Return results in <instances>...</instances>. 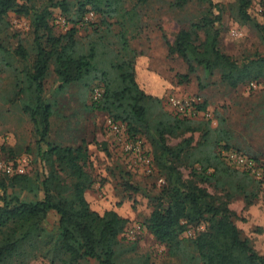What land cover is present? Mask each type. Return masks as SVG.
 <instances>
[{
	"label": "rangeland",
	"instance_id": "374dc122",
	"mask_svg": "<svg viewBox=\"0 0 264 264\" xmlns=\"http://www.w3.org/2000/svg\"><path fill=\"white\" fill-rule=\"evenodd\" d=\"M178 1L148 0L140 4L138 0H125L114 17L105 18L106 23L92 13L85 16L75 40L79 53L87 54L94 49V70L81 81L61 87L54 66L50 65L42 93L43 100L51 106L46 143L62 148L86 147L85 170L93 178V185L85 193L90 210L100 215L114 211L128 220L116 248L117 264H201L191 240L204 230L203 224L189 226L180 237L179 250H171L153 238L147 230V220L166 185L153 156L159 139L157 130L173 124L175 116L187 118L177 114L168 100L204 105V110H196L198 115L192 119L195 121L190 131L182 128L173 135L165 134V144L176 151L184 149L177 167L185 180L191 178L192 169L199 170L198 163L205 158L215 165L218 152L224 147L255 162L259 176L251 173L248 176L238 169L234 170L238 176L216 174L211 184L201 186L212 194L234 193L229 208L235 213L233 222L240 237L264 257V82L232 89L220 80L218 72L207 74L197 65L195 72L188 75V67L180 58L168 56V44L173 43L180 29L198 21L208 8L196 0L178 7ZM212 1L222 6L221 20L214 25L219 31L220 51L238 63L263 56L264 43L258 31L238 19V0ZM249 1L253 13L259 16L264 13V0ZM52 12L50 25L55 26L52 35L63 36L70 25L58 10ZM59 20L66 25L58 24ZM45 41L43 36L44 47ZM35 48L30 17L9 13L0 24V148L14 159L25 156L30 160L29 187L33 191L19 188L8 191L27 202L43 198L41 183L49 171L39 157L46 145L39 142L35 125L23 110L27 96L32 98L33 94L29 76L33 73ZM19 49L24 50L25 56L15 53ZM133 53L143 55L137 63L140 73L153 72L161 78L154 89L160 84L165 88L158 93V103L147 104L145 127L132 134L126 123L117 122L120 132L114 133L108 126L112 117L98 110L93 102L101 98L104 90L98 78L104 72L111 78L116 76L117 70L111 66L131 60ZM186 75L187 80L182 79ZM94 89L101 93L97 99ZM212 172L210 168L208 173ZM60 175L69 181L65 174ZM245 183H249L246 191L257 195L251 206H246L244 195L236 190L237 185ZM44 226L56 232L58 217L50 213ZM29 264L49 263L37 258ZM80 264L97 262L85 260Z\"/></svg>",
	"mask_w": 264,
	"mask_h": 264
},
{
	"label": "trees",
	"instance_id": "16d2710c",
	"mask_svg": "<svg viewBox=\"0 0 264 264\" xmlns=\"http://www.w3.org/2000/svg\"><path fill=\"white\" fill-rule=\"evenodd\" d=\"M124 1L0 0V24L9 13L31 19L36 47L33 73L29 76L33 94L32 98L27 96L23 110L35 125L39 142L46 145V149L39 152V157L49 168L41 183L43 198L35 202L8 194L10 189L16 188L33 191L29 187V173L16 176L0 173V264H29L37 258L49 264H80L85 260L117 264L116 248L128 220L120 218L114 211L100 215L90 210L85 193L93 185V178L85 170L87 149L84 146L62 148L46 143L51 106L43 100L42 93L50 65L54 66L61 87L81 81L84 75L94 70V49L87 54L77 50L75 36L78 27L84 25V18L90 13L100 17L101 23H106L105 18L114 17ZM188 1L179 0L176 5L182 7ZM196 1L207 6L206 13L186 29L179 30L173 43L168 44V56L180 58L188 67V75L195 72V65L203 67L207 74L218 72L220 80L232 89L264 82V55L238 63L222 53L218 47L219 31L214 26L222 17L221 4L212 0ZM147 2L138 0L140 4ZM36 3L41 6L36 7ZM237 3L239 21L256 29L264 43V13L260 16L253 13L249 0H238ZM54 9L70 25L60 37L52 35L55 26L50 25V21ZM43 36L46 47L42 45ZM15 53L25 56L22 49ZM142 56L133 53L131 60L111 66L117 70L113 78L106 72L102 73L98 80L103 83L104 90L101 98L93 101L98 110L112 117L114 123H126L132 134L147 125V104L158 103V93L165 88L160 84L157 90L154 89L161 82L157 74L140 73L137 63ZM187 78V75L182 76L184 80ZM194 106L196 110L205 109L204 105ZM192 119L175 116L173 124L157 130L159 139L153 156L166 178V185L147 220V230L160 244L179 250L180 237L187 228L203 224L204 230L191 240L201 264H264V257L258 255L247 240L241 239L233 222L235 213L229 204L234 193L212 194L201 186L203 183L211 184L216 174L238 176L234 170H240L226 163L227 166L222 156V152L230 151L229 148L219 150L215 165L208 158L200 161L199 170L192 169L191 178L185 180L177 167L184 149L176 151L165 144V134L173 135L175 130L182 128L190 131V125L195 121ZM190 141L185 143L189 145ZM2 155L5 159L14 157L5 153L4 148ZM210 168H213L212 173H208ZM241 172L250 176L247 171ZM60 173L65 174L69 181L64 180ZM248 185H237L236 190L244 195L246 206H251L257 195L246 191ZM50 213L58 217L56 232L48 231L44 226Z\"/></svg>",
	"mask_w": 264,
	"mask_h": 264
},
{
	"label": "built area",
	"instance_id": "2783aa9c",
	"mask_svg": "<svg viewBox=\"0 0 264 264\" xmlns=\"http://www.w3.org/2000/svg\"><path fill=\"white\" fill-rule=\"evenodd\" d=\"M58 24H60L61 26L66 25L64 20H59ZM93 93L94 99L99 98L101 95L98 89H94ZM168 101L173 110L181 116H185L189 119H192L198 115L195 106H193L191 102H181L175 98H170ZM108 126L114 133L120 132V124L109 121ZM222 156L225 161L230 163L235 168L247 171L255 176L260 175V172L253 160L232 151L222 152ZM29 165L30 160L25 156H21L15 159H5L2 155V150L0 148L1 174L8 176L24 175L28 173Z\"/></svg>",
	"mask_w": 264,
	"mask_h": 264
}]
</instances>
